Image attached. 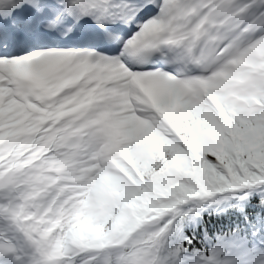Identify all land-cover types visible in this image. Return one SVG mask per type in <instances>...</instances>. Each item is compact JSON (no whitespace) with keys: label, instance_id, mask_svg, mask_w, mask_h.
<instances>
[{"label":"snow or ice","instance_id":"6c2138e0","mask_svg":"<svg viewBox=\"0 0 264 264\" xmlns=\"http://www.w3.org/2000/svg\"><path fill=\"white\" fill-rule=\"evenodd\" d=\"M0 264H264V0H0Z\"/></svg>","mask_w":264,"mask_h":264}]
</instances>
